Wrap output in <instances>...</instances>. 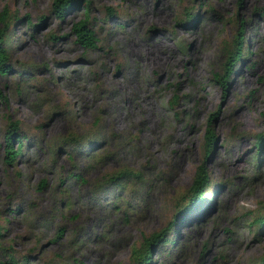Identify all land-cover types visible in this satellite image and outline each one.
I'll use <instances>...</instances> for the list:
<instances>
[{"label": "rangeland", "instance_id": "374dc122", "mask_svg": "<svg viewBox=\"0 0 264 264\" xmlns=\"http://www.w3.org/2000/svg\"><path fill=\"white\" fill-rule=\"evenodd\" d=\"M53 1L0 0V264H138L170 226L148 264H264V0Z\"/></svg>", "mask_w": 264, "mask_h": 264}, {"label": "trees", "instance_id": "16d2710c", "mask_svg": "<svg viewBox=\"0 0 264 264\" xmlns=\"http://www.w3.org/2000/svg\"><path fill=\"white\" fill-rule=\"evenodd\" d=\"M80 0H54L53 1V10L57 14L59 18H64L67 12L80 7ZM88 4L86 6V17L83 20H80L79 22L75 23L73 26V31L77 34V41L84 45L87 49H93L96 48L97 40L95 36V32L89 28L88 26ZM111 10V8L109 9ZM111 12V11H110ZM9 30V17L7 15V10H4L0 13V74L6 75L10 71V64H9V40L11 36L8 33ZM239 47H237L236 51L232 52L230 57L228 58V61L226 63V69L225 74L221 76V80L224 83H227L230 74L233 72L235 64L242 59V56L244 55V44L240 40H237ZM3 98L2 92L0 90V99ZM14 129L9 133L8 138L10 140H14L16 138L20 141V146L17 148V150L14 151H8L9 161L12 162L16 160L18 155L20 154V150L22 148L21 140L23 139L18 134V126L17 124L14 125ZM206 142H207V149L210 148L212 143L214 142V134L211 130L207 132L206 136ZM43 185L45 182H42ZM211 184L208 171L206 169L205 162L199 167L194 184L191 189V194L189 196L188 205L182 209L180 212V215L182 217H186L188 214H190L193 209L197 206V203L199 202V199L202 197V194L204 191L209 187ZM264 216L260 217L258 222H263ZM171 227V226H170ZM168 227L164 229L163 231L159 233H155L151 236V238L148 240V245L145 247L144 251L135 250V261L138 262V264H148L150 261L149 254L151 253V244H154L158 241H160V238L163 237L171 228Z\"/></svg>", "mask_w": 264, "mask_h": 264}, {"label": "bare ground", "instance_id": "6f19581e", "mask_svg": "<svg viewBox=\"0 0 264 264\" xmlns=\"http://www.w3.org/2000/svg\"><path fill=\"white\" fill-rule=\"evenodd\" d=\"M141 119V118H140ZM144 142V141H143ZM173 147H171V149H172Z\"/></svg>", "mask_w": 264, "mask_h": 264}]
</instances>
